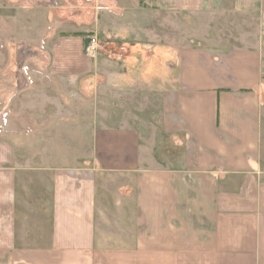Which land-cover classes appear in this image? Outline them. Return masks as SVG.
<instances>
[{
    "label": "crops",
    "instance_id": "0c3cea01",
    "mask_svg": "<svg viewBox=\"0 0 264 264\" xmlns=\"http://www.w3.org/2000/svg\"><path fill=\"white\" fill-rule=\"evenodd\" d=\"M237 15L263 34L264 0H0V264H264L261 49L202 48L219 18L260 44ZM88 33L108 54L85 61ZM99 76L133 114L76 100Z\"/></svg>",
    "mask_w": 264,
    "mask_h": 264
},
{
    "label": "rangeland",
    "instance_id": "374dc122",
    "mask_svg": "<svg viewBox=\"0 0 264 264\" xmlns=\"http://www.w3.org/2000/svg\"><path fill=\"white\" fill-rule=\"evenodd\" d=\"M237 18H235V20H237V22H239V24H240L239 26L243 28L241 30H245V31L250 30L251 32L255 33L257 35L258 41L259 42L261 41L260 44H254V45H249V43L239 44L238 42L234 41L233 37H231L230 33L234 32V34L237 36L239 29H237V33H236L235 30L233 31L232 29H229L227 27V20L225 18H219V19H216L218 22L217 23V27H218L217 33L213 34V36H216L218 38L217 39L218 43L215 45L216 47L204 45V47H202V48L206 49V50H214V51H217L221 54H223L225 51H228L229 48H237V47L249 48L250 46H257L259 49H261L260 51H261L262 60H260V65H261V71H262V87H261L262 92L261 93L259 92V96H260V99L264 103V26L262 29L263 34L260 35V30H261V29H259V25H261L260 21H256V26L258 27L257 29H251L252 27H254L253 26V22H254L253 20H249L250 24H252L251 27H248V26L244 27L243 26L245 23L244 16L243 15H241V16L237 15ZM254 24H255V22H254ZM207 32L209 33L208 30H207ZM241 33H243V32L241 31ZM88 35H90V34L89 33L85 34V40H86V37ZM98 40L103 47V49L101 51V55L108 54L107 49L105 48L106 44L103 41V39H101L98 36ZM116 49L121 51L119 46L116 47L115 50ZM110 52H112V51H110ZM113 52H114V50H113ZM91 75H92V77L94 76V74H91ZM104 81H106V80H103V78L101 76H99L98 78L94 77L91 81L90 91L85 94V97H84V92H82V91H76L75 92L76 100H83L85 98H89V100L93 104V107L90 109L91 115H92V117H93V115H95L97 117V119H99L100 115H105V112H107V111L115 112L114 109H111V107L109 108V106H107L108 105L107 102H109V101L114 102L116 99L118 101H122L123 105L124 104L126 105V107L123 108V110L128 112V114H130L129 112H132V114H133L134 111H133V108L131 106V102L128 101L127 99H125L123 96L129 98L130 100L136 99L137 101H142L141 97H138V95L136 93L131 92V91L119 92V93H115L113 91H106L105 90L106 83ZM102 84H104V85H102ZM51 95H53L52 96L53 98H59V97L64 98L63 94H61L59 97H56V93H51ZM94 104H95V106H94ZM77 110H81V111H77V114H76L77 118H76L75 123L69 124V126H75L77 129V132H78V133H76L78 138H76L77 140H75L76 144L78 145V147H76V149L81 148L83 146V144H84L83 143L84 142L83 129H85V127L88 125L84 121L78 120V117L85 116L84 113H82V110H84V109L81 108V109H77ZM100 125H101L100 122L93 123L92 127H96V126H100ZM56 126H58L60 128V130L63 131L67 125L66 124L65 125L59 124ZM48 142L50 143L53 141L49 140ZM59 142L62 146H65L64 144L67 142V140H63V141H59ZM63 162H66V161H63ZM107 178H108V182L110 183V186L108 187V191L106 193L108 196L107 200H106L107 203L106 202L105 203L108 207V212H109L110 216L115 217L117 215V211L115 210V206H114V203L116 201L114 202V200L117 197V193H119L120 196L122 197V200L124 199V201L122 203H119V205H120L119 207H122L124 205L125 211L129 213L128 217L131 218V213H132V210H131L132 209L131 191H132V189L129 187V185H130L129 178L124 176V175H121V174L108 176ZM122 185H124V188H122ZM128 191H130V193ZM129 224H130V226L132 225L131 220H130ZM115 225H116V223H113L112 221L110 223L109 219H107V221H105V222L104 221L102 222V226H103L104 230L105 229H109V230L115 229V227H116Z\"/></svg>",
    "mask_w": 264,
    "mask_h": 264
},
{
    "label": "built area",
    "instance_id": "2783aa9c",
    "mask_svg": "<svg viewBox=\"0 0 264 264\" xmlns=\"http://www.w3.org/2000/svg\"><path fill=\"white\" fill-rule=\"evenodd\" d=\"M46 5L50 8H55L57 6V2H46ZM102 49L103 47L100 44L98 37L95 34H90L86 37L85 40V44L83 47V57L85 60L94 61L101 53Z\"/></svg>",
    "mask_w": 264,
    "mask_h": 264
}]
</instances>
